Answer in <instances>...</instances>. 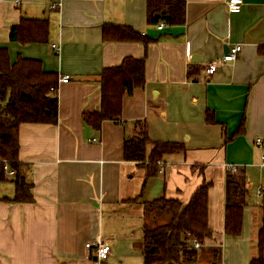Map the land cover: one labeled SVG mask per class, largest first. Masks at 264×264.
Instances as JSON below:
<instances>
[{
	"label": "crops",
	"instance_id": "crops-1",
	"mask_svg": "<svg viewBox=\"0 0 264 264\" xmlns=\"http://www.w3.org/2000/svg\"><path fill=\"white\" fill-rule=\"evenodd\" d=\"M19 1L0 0V51L11 64L37 60L44 71L70 80L59 85L56 125L19 128V161L33 202L4 201L15 188L0 195V264H97L86 245L99 236L111 247L105 263L141 264L134 231H106L105 221L129 213L127 223L138 218L143 238V202L165 197L186 205L203 182L212 184V237L203 248L221 245L219 264H250L264 230V145L255 144L264 140V0H243L237 14L228 12V0H186L185 24L161 31L147 21V0H64L60 14L49 10L52 0ZM22 18L48 20L49 42H12L11 29ZM104 24L131 27L152 42L107 43ZM236 44L239 58L220 63L206 78L205 65ZM127 57L145 58V86L124 97L118 122L104 121L95 130L83 114L99 111L102 72ZM207 111L214 124L206 122ZM143 126L152 142L183 143L186 151L164 156L162 173L157 167L148 176L147 170L140 195L123 194V171L148 167L126 161L123 150ZM231 165L247 186L238 238L225 235Z\"/></svg>",
	"mask_w": 264,
	"mask_h": 264
},
{
	"label": "trees",
	"instance_id": "trees-1",
	"mask_svg": "<svg viewBox=\"0 0 264 264\" xmlns=\"http://www.w3.org/2000/svg\"><path fill=\"white\" fill-rule=\"evenodd\" d=\"M186 0H147L149 24L164 23L168 27L185 24ZM160 16L156 20V16ZM50 24L46 19L22 18L10 33L12 42L20 44H46L49 42ZM105 42H135L145 47L152 42L148 37L128 26L104 24ZM145 58L127 57L116 67L106 68L100 77V109L84 113L85 124L100 130L104 121L118 122L123 99L145 86ZM58 75L44 71L40 61L18 58L11 64L6 50L0 51V183L11 182L15 191L4 201L32 203V184L22 172L19 161V128L22 124L56 125L58 122ZM206 122L214 124L213 114L206 113ZM124 158L128 162L147 165L148 176L157 173V163L170 154L185 152L183 143L152 142L141 127L136 137L125 140ZM14 172L8 177L5 166ZM211 183L203 182L183 205L178 199L165 197L143 202V238L136 244L142 252L144 264H219L221 245L208 248L201 255L192 245L197 240L203 247L212 237L208 223L209 190ZM247 186L241 172L231 171L226 178L225 235L238 238L243 231L244 199ZM138 199L125 200L139 203ZM203 249V248H202ZM258 255L250 264H264V230L258 234Z\"/></svg>",
	"mask_w": 264,
	"mask_h": 264
},
{
	"label": "built area",
	"instance_id": "built-area-1",
	"mask_svg": "<svg viewBox=\"0 0 264 264\" xmlns=\"http://www.w3.org/2000/svg\"><path fill=\"white\" fill-rule=\"evenodd\" d=\"M17 3H20V1L17 0ZM226 6H227V10L229 13L237 14L242 9L243 0H228L226 2ZM63 7H64V0H52L49 3V10L52 12H56V13L60 14L63 10ZM165 27H166V25L164 23H160V24H158L157 29L159 31H161ZM52 48H53V50H55L57 52L59 51V48H57L56 45H52ZM240 53H241V45L240 44H236V45L230 47L228 52L226 54H224L222 57H217L213 61H211L205 65V67H204L205 77L208 79L211 78L214 75V73L217 70L220 63H233V62H235L239 58ZM69 80H70V77L67 75L60 77L59 82H58V89H59L60 84L68 83ZM93 142L95 143V142H97V140L93 139ZM255 144L257 146L261 147L264 145V140L262 138H258V139H256ZM262 161L264 164V158L262 159ZM157 166H158V168H160V173H162L161 170L163 169V166H164L162 161L158 162ZM4 170L6 171L8 177L14 176V172L10 171L7 165L4 167ZM229 170L233 174H238L240 172V169L234 165L229 166ZM191 245L196 250H200L203 248V246L197 240H192ZM86 248L94 251V255L97 259V264H103L108 259V256H109L110 251H111L110 245H108L106 243V241L100 236L97 237L95 242L87 244Z\"/></svg>",
	"mask_w": 264,
	"mask_h": 264
},
{
	"label": "rangeland",
	"instance_id": "rangeland-1",
	"mask_svg": "<svg viewBox=\"0 0 264 264\" xmlns=\"http://www.w3.org/2000/svg\"><path fill=\"white\" fill-rule=\"evenodd\" d=\"M136 170H124L121 176V191L123 194L129 195L130 193H133L134 196L140 195L145 188V172L147 171V168H143L145 170H139L137 167H135ZM11 182H4L0 183V195H3L7 192V190H14V185ZM141 204V201H140ZM137 209V207H136ZM135 209V212H136ZM133 213V212H132ZM131 213V214H132ZM134 214V213H133ZM108 218L112 216V214H107L106 215ZM130 216L129 213H124L123 216L121 217H111L110 219L105 221V226L104 229L107 231H115L117 233H120L119 235H123L127 233V231L132 230L134 231V243H141L142 242V233L139 230L138 226V218L132 217L129 222L133 221L134 219V224L131 226V223H127L126 217ZM125 244V242H124ZM131 245V244H130ZM125 246V245H124ZM222 248V247H221ZM208 248H203L200 250V254L204 255L206 252H208ZM222 254H223V248L221 249ZM137 255L140 256L141 258V264H143V258L142 254L140 251L136 252ZM104 264H107V262ZM112 264H121L118 262V259L114 260ZM125 264V263H124ZM199 264H206V261H201Z\"/></svg>",
	"mask_w": 264,
	"mask_h": 264
},
{
	"label": "water",
	"instance_id": "water-1",
	"mask_svg": "<svg viewBox=\"0 0 264 264\" xmlns=\"http://www.w3.org/2000/svg\"><path fill=\"white\" fill-rule=\"evenodd\" d=\"M155 18H156V20H159L160 19V16L157 15Z\"/></svg>",
	"mask_w": 264,
	"mask_h": 264
}]
</instances>
